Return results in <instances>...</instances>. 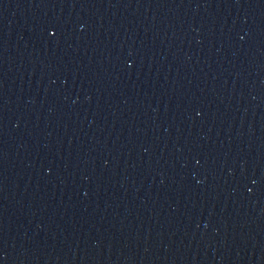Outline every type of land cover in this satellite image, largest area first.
Wrapping results in <instances>:
<instances>
[{
  "label": "water",
  "instance_id": "water-1",
  "mask_svg": "<svg viewBox=\"0 0 264 264\" xmlns=\"http://www.w3.org/2000/svg\"><path fill=\"white\" fill-rule=\"evenodd\" d=\"M0 264H264V0H0Z\"/></svg>",
  "mask_w": 264,
  "mask_h": 264
}]
</instances>
